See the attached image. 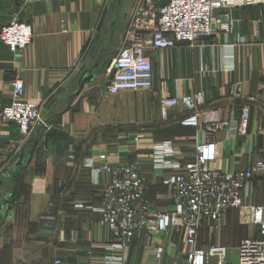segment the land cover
Masks as SVG:
<instances>
[{
  "label": "crops",
  "instance_id": "obj_1",
  "mask_svg": "<svg viewBox=\"0 0 264 264\" xmlns=\"http://www.w3.org/2000/svg\"><path fill=\"white\" fill-rule=\"evenodd\" d=\"M237 1L241 5L219 11L228 16L227 32L201 45L149 53L151 90L107 95V65L122 48L138 0H0V29L18 21L33 31L31 45L17 55L0 43V111L11 103V83L20 75L24 98L40 107L47 125L22 135L0 118V264H106L110 235L94 209L101 206L108 175L95 182L88 162L97 168L136 158L152 209H171L164 173L152 169L150 150L171 142L176 157L189 161L201 131L180 126L181 107L162 119V96L203 93L200 110L231 122L216 136L212 168L232 172L264 161V2ZM90 73L94 81L76 95ZM235 83L241 86L238 98L232 95ZM243 113L247 129L239 133ZM137 134L143 138L135 141ZM261 176L244 200L262 187ZM259 201L244 204L264 206V198ZM210 231L204 220L198 247L219 244ZM158 248L162 255L156 259ZM191 250L182 229L138 233L124 250L123 264H186Z\"/></svg>",
  "mask_w": 264,
  "mask_h": 264
},
{
  "label": "built area",
  "instance_id": "obj_2",
  "mask_svg": "<svg viewBox=\"0 0 264 264\" xmlns=\"http://www.w3.org/2000/svg\"><path fill=\"white\" fill-rule=\"evenodd\" d=\"M237 5H241V1L138 0L126 26L122 48L107 68L106 94L151 90V51L171 50L179 44L201 45L227 32L228 16L219 11ZM32 39V28L26 23L12 21L0 29V43L15 55L29 47ZM240 94V83H235L232 95L238 98ZM203 97L199 92L159 99L162 119H166L168 110L181 107L180 126L201 131V142L195 146L194 157L189 161L182 162L176 157L171 142L156 144L150 150L152 169L164 173L161 184L170 193V210L155 211L146 200L147 179L136 158L125 164L97 168L86 163L93 171L95 182L108 175L101 206L94 209L101 215V222L110 235L105 248L109 255L106 264H123L124 250L136 234H163L172 229H182L187 245L192 247L186 254V264H231L227 246L198 247L199 232L204 220L216 224L229 211L241 209L246 211L248 224L255 228L256 235L236 246V264H264V208L244 205V194L255 176L264 174V161L257 160L247 169L232 172L211 167L218 158L216 136L221 130H228L231 122L203 113L200 110ZM0 118L5 123L16 124L22 135L36 127L47 128L41 119L40 107L24 98L20 75L11 83V103L1 109ZM247 121L248 113H243L239 133L246 132ZM142 138V134H137L134 140ZM154 255L159 259L162 250L156 249Z\"/></svg>",
  "mask_w": 264,
  "mask_h": 264
},
{
  "label": "rangeland",
  "instance_id": "obj_3",
  "mask_svg": "<svg viewBox=\"0 0 264 264\" xmlns=\"http://www.w3.org/2000/svg\"><path fill=\"white\" fill-rule=\"evenodd\" d=\"M258 179H259V182H261L262 187L261 188L254 187L252 193H250L248 197L245 198L244 203L260 204L259 200L264 198V176H261ZM246 204L244 205L249 207V205H246ZM259 206L264 208L263 205H259ZM246 216H247V213L244 209L229 211L219 223H216V224L209 223L210 230L212 231V232L210 231V234L213 233V234L219 235L221 239V241L219 240L220 241L219 244H222L228 247L229 249L228 260L231 264L237 263V255H236L235 248L238 242L240 241V240L236 241L238 237L237 235L244 233L242 235L243 236L242 239L246 237L251 238L256 235L255 228L248 224V220ZM207 242L209 244L213 243L210 240H208Z\"/></svg>",
  "mask_w": 264,
  "mask_h": 264
},
{
  "label": "water",
  "instance_id": "obj_4",
  "mask_svg": "<svg viewBox=\"0 0 264 264\" xmlns=\"http://www.w3.org/2000/svg\"><path fill=\"white\" fill-rule=\"evenodd\" d=\"M109 64H110V62L108 63L107 67L109 66ZM94 79H95V75H93V74H91V73L88 74V75H86V76L83 78V80H82V82H81L80 89H79V91L76 93V95L79 94L81 88H82L85 84H90V83H92V82L94 81Z\"/></svg>",
  "mask_w": 264,
  "mask_h": 264
}]
</instances>
